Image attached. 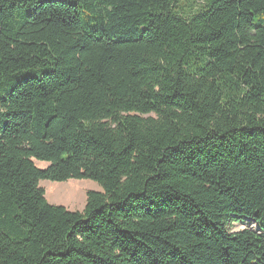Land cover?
Segmentation results:
<instances>
[{
	"label": "trees",
	"instance_id": "16d2710c",
	"mask_svg": "<svg viewBox=\"0 0 264 264\" xmlns=\"http://www.w3.org/2000/svg\"><path fill=\"white\" fill-rule=\"evenodd\" d=\"M0 264H264V0H0Z\"/></svg>",
	"mask_w": 264,
	"mask_h": 264
},
{
	"label": "rangeland",
	"instance_id": "374dc122",
	"mask_svg": "<svg viewBox=\"0 0 264 264\" xmlns=\"http://www.w3.org/2000/svg\"><path fill=\"white\" fill-rule=\"evenodd\" d=\"M39 168L46 165L35 163ZM39 186L45 192V199L48 204L62 206L69 211H82L86 202V193L89 191L101 192L99 186L90 180H68L66 182L56 183L49 181H40ZM246 219L240 220L228 226L231 233L250 229L256 231L257 227Z\"/></svg>",
	"mask_w": 264,
	"mask_h": 264
}]
</instances>
